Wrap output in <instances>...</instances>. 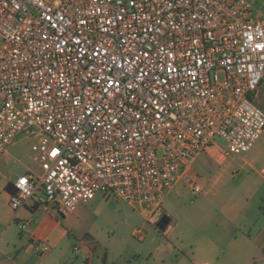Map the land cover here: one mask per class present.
<instances>
[{
	"label": "built area",
	"instance_id": "2783aa9c",
	"mask_svg": "<svg viewBox=\"0 0 264 264\" xmlns=\"http://www.w3.org/2000/svg\"><path fill=\"white\" fill-rule=\"evenodd\" d=\"M263 76L254 0H0V155L29 140L37 165L10 207L66 214L100 193L158 222L177 184L203 192L197 157L259 140Z\"/></svg>",
	"mask_w": 264,
	"mask_h": 264
},
{
	"label": "rangeland",
	"instance_id": "374dc122",
	"mask_svg": "<svg viewBox=\"0 0 264 264\" xmlns=\"http://www.w3.org/2000/svg\"><path fill=\"white\" fill-rule=\"evenodd\" d=\"M250 98L264 111V85L258 87ZM29 142L23 140L25 147ZM249 151L245 160H242L210 147L206 154L197 157L191 169L193 181L203 188V192L192 194L191 184H177L165 195L162 209L164 214H169L173 227L171 236L175 242L179 245L183 242V246H186L189 230H201L214 222L215 217L219 218L215 215L219 214L220 209L234 207L233 204H243L245 201L254 207H264V185L255 173L264 168V133ZM20 157L26 166L35 167V163L27 156L21 154ZM23 171L22 168L18 170ZM47 214L44 208H40L34 217V224L39 223L45 232L53 234L48 241L38 242L34 247L36 255H45L47 264L61 252L65 255L66 264H88L89 260L92 264H107L106 260L108 264H142L155 252L157 245L166 242L162 230L156 226L157 222L146 221L143 214L127 202L105 199L100 193L88 203L68 212L66 218L59 213L51 215L62 220V227L70 230V234L60 241L57 240L58 230ZM261 214L264 215L262 209ZM137 229L140 231L136 234L134 232ZM86 233L93 238L87 236L89 239H84ZM197 241L200 239L197 238ZM45 244L50 249L41 254L38 248ZM75 245H79L81 250L74 251ZM183 250L186 251V248L183 247ZM82 253L87 255L84 262Z\"/></svg>",
	"mask_w": 264,
	"mask_h": 264
},
{
	"label": "crops",
	"instance_id": "0c3cea01",
	"mask_svg": "<svg viewBox=\"0 0 264 264\" xmlns=\"http://www.w3.org/2000/svg\"><path fill=\"white\" fill-rule=\"evenodd\" d=\"M254 16L264 23V2L257 3L254 0ZM263 85L264 76L258 87ZM24 144L22 139L18 140L5 154L0 155V264H47L45 255H36L34 247L36 243L48 241L53 236L52 232H45L39 223L34 224L37 211L44 207L29 204L14 211L9 205V193L5 186L14 181L13 177L17 173H21L18 172L20 168L24 171L37 168L36 164L34 168H29L23 163L21 154L31 159L30 142L26 147ZM248 152L241 156L224 153L245 160ZM31 162L33 163L32 159ZM255 173L264 185V168ZM233 205L234 207L220 209L219 214L215 215L220 219L215 217L214 222L203 229L189 230V242L186 246H183V242L180 243L181 246L174 241L171 236L173 227L169 221L161 232L166 242L157 245L155 252L142 264H264V215L261 214V209L264 213V207H254L246 201ZM45 211L58 230L57 240L67 237L70 230L62 227V220L51 216L54 215L53 212ZM62 216L66 218L67 213ZM144 218L147 221L145 216ZM139 231L137 229L134 233ZM197 232L199 235L195 236ZM82 254L84 262L87 255ZM64 259V253H58L50 264H66ZM106 263L108 264L107 260ZM88 264H92L90 260Z\"/></svg>",
	"mask_w": 264,
	"mask_h": 264
},
{
	"label": "water",
	"instance_id": "95a60500",
	"mask_svg": "<svg viewBox=\"0 0 264 264\" xmlns=\"http://www.w3.org/2000/svg\"><path fill=\"white\" fill-rule=\"evenodd\" d=\"M59 214L64 215L63 213H59ZM169 221H170V218L168 217V215H163L157 222L156 226L158 229L163 230L168 225Z\"/></svg>",
	"mask_w": 264,
	"mask_h": 264
},
{
	"label": "trees",
	"instance_id": "16d2710c",
	"mask_svg": "<svg viewBox=\"0 0 264 264\" xmlns=\"http://www.w3.org/2000/svg\"><path fill=\"white\" fill-rule=\"evenodd\" d=\"M5 189H6V191H8V193L10 194H14L15 193V190H14V188H13V186H12V184L11 183H8L6 186H5ZM165 215V214H164ZM87 236L88 237H92V235H90V234H88V233H86L85 234V237H83L84 239H86V240H88L87 239ZM93 238V237H92ZM104 262V261H103Z\"/></svg>",
	"mask_w": 264,
	"mask_h": 264
},
{
	"label": "snow or ice",
	"instance_id": "6c2138e0",
	"mask_svg": "<svg viewBox=\"0 0 264 264\" xmlns=\"http://www.w3.org/2000/svg\"><path fill=\"white\" fill-rule=\"evenodd\" d=\"M56 155V153L55 152H53V156H55Z\"/></svg>",
	"mask_w": 264,
	"mask_h": 264
}]
</instances>
